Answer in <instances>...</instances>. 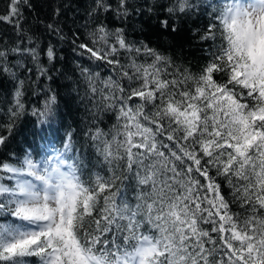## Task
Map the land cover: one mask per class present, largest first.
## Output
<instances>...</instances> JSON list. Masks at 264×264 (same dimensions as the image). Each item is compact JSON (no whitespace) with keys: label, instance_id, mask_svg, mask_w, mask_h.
I'll use <instances>...</instances> for the list:
<instances>
[{"label":"snow or ice","instance_id":"1","mask_svg":"<svg viewBox=\"0 0 264 264\" xmlns=\"http://www.w3.org/2000/svg\"><path fill=\"white\" fill-rule=\"evenodd\" d=\"M130 7L95 0L87 39H73L86 95L112 119L87 133L101 168L88 172L70 135L42 155L0 159V264H264V0L160 5V27L173 32L174 22L208 17L195 34L205 57L196 73L93 15L126 20ZM25 9L30 0H7L0 14L17 36L0 43L12 117L29 78L14 68L51 80L59 59L28 35ZM47 28L65 38L58 24ZM41 99L32 115L50 124L58 93Z\"/></svg>","mask_w":264,"mask_h":264},{"label":"trees","instance_id":"2","mask_svg":"<svg viewBox=\"0 0 264 264\" xmlns=\"http://www.w3.org/2000/svg\"><path fill=\"white\" fill-rule=\"evenodd\" d=\"M7 0H0V14L5 11ZM129 16L121 19L113 12L94 13L110 28L124 27L127 38L130 41H145L151 47L170 56L181 68H188L193 73L200 70L205 57L202 46L196 39L197 33L204 30L208 23L207 16L194 15L189 19L174 22L176 31L160 27V20L167 17V13L160 7L167 0H128ZM33 10L25 9L24 28L28 35L39 44V49H46L49 45L55 47L58 54L56 71L51 72L52 79L44 77L35 79V73H25L21 68H14L20 78H25L24 103L25 109L18 116L12 117L9 108L13 106V83L6 77L0 76V135L7 136L5 146L0 147V159H12L11 154L22 158L25 153L41 155L49 149L50 142L56 140L57 146L66 136H71V142L75 149V155L83 158L87 164L88 172L101 168L97 162L95 148L88 138L87 133L100 126L107 130L112 123L109 114L101 113L93 107L92 102L86 96L85 87L79 78L80 57L73 48L74 34L79 33L77 42L87 39V29L93 26V16L89 13L95 6V0H30ZM115 8L117 0H110ZM143 11L137 14L136 6ZM153 8L149 12L148 9ZM57 9L59 15H56ZM58 24L64 39L52 34L47 25ZM17 40L16 33L10 25L0 24V43L11 45ZM41 61L46 67L47 58L41 52ZM15 64V60H13ZM29 67L35 65L28 63ZM51 88L58 93V108L51 123H40L36 116L32 115V109L42 106L44 93ZM39 101V103H38ZM65 106V109L64 107ZM61 110V111H60ZM96 116L97 120L93 117ZM101 122V123H98ZM9 125L11 134L9 135ZM55 130V131H54ZM39 159V156L36 157ZM132 190L129 189L131 198Z\"/></svg>","mask_w":264,"mask_h":264},{"label":"bare ground","instance_id":"3","mask_svg":"<svg viewBox=\"0 0 264 264\" xmlns=\"http://www.w3.org/2000/svg\"><path fill=\"white\" fill-rule=\"evenodd\" d=\"M82 97H84V98H86V92L85 93H82V94H80ZM88 97V96H87ZM12 98V97H11ZM12 102H13V100H11ZM64 107V109H65V106H63ZM61 111V110H60Z\"/></svg>","mask_w":264,"mask_h":264}]
</instances>
